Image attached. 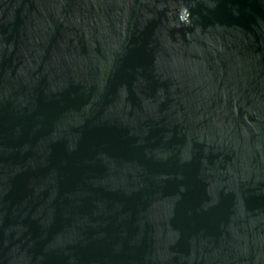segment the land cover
I'll list each match as a JSON object with an SVG mask.
<instances>
[{
  "label": "water",
  "instance_id": "95a60500",
  "mask_svg": "<svg viewBox=\"0 0 264 264\" xmlns=\"http://www.w3.org/2000/svg\"><path fill=\"white\" fill-rule=\"evenodd\" d=\"M0 264H264V0H0Z\"/></svg>",
  "mask_w": 264,
  "mask_h": 264
}]
</instances>
